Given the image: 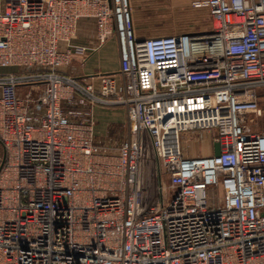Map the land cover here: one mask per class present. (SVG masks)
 I'll list each match as a JSON object with an SVG mask.
<instances>
[{"label":"built area","instance_id":"built-area-1","mask_svg":"<svg viewBox=\"0 0 264 264\" xmlns=\"http://www.w3.org/2000/svg\"><path fill=\"white\" fill-rule=\"evenodd\" d=\"M193 5L207 30L137 39L129 0H2L0 264H264V0ZM112 37L117 72H68Z\"/></svg>","mask_w":264,"mask_h":264},{"label":"rangeland","instance_id":"rangeland-1","mask_svg":"<svg viewBox=\"0 0 264 264\" xmlns=\"http://www.w3.org/2000/svg\"><path fill=\"white\" fill-rule=\"evenodd\" d=\"M199 12L200 10L193 9L191 5L185 7H177L175 5L168 4L165 5V7L158 9L157 12H149L145 13V15H141L143 18L151 17L155 19L154 24L152 25L153 27H150L149 29L150 31H153L157 34H173L185 30L193 32L206 30L209 23L208 13L204 9L200 13ZM96 64L103 66L102 69L105 70L110 69V67H114V65L116 64L115 57L112 54L110 39L99 51ZM72 65H74V63ZM96 70H98V68H96ZM110 109L116 110L115 108ZM246 124L252 132L264 130V118L255 119L254 117L249 116ZM114 134H117V137H119V139L124 138L126 134L125 123L123 127L115 126L111 129H107L102 135H99V137H113ZM183 137L185 138L184 151L186 155L190 157H205L210 155V146L212 141L211 133H199L192 137L191 135L185 134ZM3 156L4 151L2 146L0 145V163L1 161H3Z\"/></svg>","mask_w":264,"mask_h":264},{"label":"crops","instance_id":"crops-1","mask_svg":"<svg viewBox=\"0 0 264 264\" xmlns=\"http://www.w3.org/2000/svg\"><path fill=\"white\" fill-rule=\"evenodd\" d=\"M203 1L204 0H129L136 38L146 39V38L154 37V36H169V35H178V34H183V33H195L193 31H186V30L181 31L179 33H173V34L154 33L153 31H150L149 29L150 27H153L152 25L154 24L155 19L151 17L143 18L142 15H145V13H149V12H157L158 9L163 8L165 7V5H168V4L175 5L177 7H182V6L185 7V6L191 5L193 9L200 10V12L203 9L207 11L206 8H203V7L195 8L193 5L194 3H200ZM1 7H2V0H0V9ZM143 21H146V22H143ZM209 23H208V27H209ZM78 41H80L81 43L85 42L84 39H80ZM88 41L92 42L93 40L92 41L88 40ZM110 41H111V47H112V54L116 60V64L114 65V67H110V69L105 70V69H102L103 66L96 64L97 55L99 51L101 50V48L104 46L103 45L96 52L92 53L85 61L82 62V60H75L73 62L74 65H72L71 68L68 69V72H70L73 76L77 78L86 79V80L91 75H95L98 73L117 72L119 69L118 46H117V42L114 37L110 38ZM96 68H98V70H96ZM0 72L6 73L9 71L4 69V70H0ZM92 83L94 87L97 89L99 86V82L94 80L92 81ZM93 121L95 123V132L97 136H99V135H102L107 129H111L112 127H115V126L123 127L125 123V116L121 109L111 110L110 108L100 107L94 110Z\"/></svg>","mask_w":264,"mask_h":264},{"label":"water","instance_id":"water-1","mask_svg":"<svg viewBox=\"0 0 264 264\" xmlns=\"http://www.w3.org/2000/svg\"><path fill=\"white\" fill-rule=\"evenodd\" d=\"M213 155L215 157H218L220 155V148H219V145L217 143L213 144ZM3 159H4V156H3Z\"/></svg>","mask_w":264,"mask_h":264},{"label":"trees","instance_id":"trees-1","mask_svg":"<svg viewBox=\"0 0 264 264\" xmlns=\"http://www.w3.org/2000/svg\"><path fill=\"white\" fill-rule=\"evenodd\" d=\"M1 145V144H0Z\"/></svg>","mask_w":264,"mask_h":264}]
</instances>
